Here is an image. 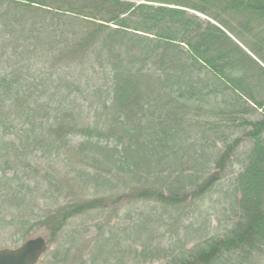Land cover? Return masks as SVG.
<instances>
[{"label": "trees", "instance_id": "1", "mask_svg": "<svg viewBox=\"0 0 264 264\" xmlns=\"http://www.w3.org/2000/svg\"><path fill=\"white\" fill-rule=\"evenodd\" d=\"M224 30L264 64V0H0V125H22L26 147L41 149L42 156L54 151L60 163H66L64 149L73 172L79 159L96 174L84 186L96 188L94 197H77L40 219L52 239L74 218L98 210L119 176L129 178L130 191L117 201L170 209L186 200L178 190L156 188L168 153L189 164L207 158L199 174L181 181L195 187V199L215 188L238 142H226L211 162L203 151L198 156L192 130L178 123L209 90L216 96L229 92L234 103L245 105L242 111H253L246 107L252 103L263 117L244 121L252 148L233 182L239 198L225 234L200 244L192 257L167 264H256L264 256V101L244 92V81L234 76L248 55ZM47 63L48 73L38 69ZM203 72L220 84L201 79ZM78 94L86 97L74 99ZM67 139L77 140L76 150ZM3 152L5 169L16 168L19 175V157ZM210 165L216 172L209 174ZM152 253L145 247L140 255L154 258Z\"/></svg>", "mask_w": 264, "mask_h": 264}, {"label": "rangeland", "instance_id": "2", "mask_svg": "<svg viewBox=\"0 0 264 264\" xmlns=\"http://www.w3.org/2000/svg\"><path fill=\"white\" fill-rule=\"evenodd\" d=\"M127 1L137 4L144 2ZM201 20L209 22L205 17ZM232 40L248 50L235 37L232 36ZM248 56L242 58L234 76L244 81V92H249L258 101H264L263 67ZM38 69L48 73L51 65L42 64ZM64 72L66 73V70ZM205 73L201 74V79L220 84L213 74L207 72L206 76ZM101 83L104 85L103 79ZM81 96L86 97V94H78L74 99ZM232 97L229 92L216 96L206 90L203 95H199L197 102L190 105L186 118L178 120L184 129L192 130V144L199 152L198 156L203 151L211 162L215 159V153L222 150L226 142L228 145L238 142L221 182L208 194L195 199V187L181 183L189 182V177L199 174V170L207 166V158H199L196 163L189 164L168 153L170 162L168 167L161 168V179L156 188L167 189L166 193L168 188H173L180 191L186 200H179L178 204L170 209H163L148 201H117L118 196L124 195L127 190L130 191L129 186L125 184L130 183L129 178L123 179L119 176L121 182H117L118 185L112 191L105 192L104 198L107 200L98 210L71 220L55 239H52L48 228L39 224L40 219L52 209L77 197H94V194L98 193L96 188L85 190L84 186L96 174L78 159V170L81 165L86 168L78 176V170L77 173L72 171L64 149L60 154L68 166L66 163H60L59 158L55 159L54 151L47 150L42 156L41 149L33 148V145L26 147L25 142L20 140L23 134L22 125H0V250L16 249L30 239L41 237L47 241L48 251L38 264H106V257L108 264H167L192 257V251L200 244L225 234L232 217V204L239 198V195L234 193L233 182L242 169L246 154L252 148L251 140L245 136L250 126L244 121L255 122L263 117L261 111L254 110L252 103L246 106L253 109L251 113L242 111L245 110V105L234 103ZM166 123L171 125L172 122L168 120ZM76 143V139H67L71 151L76 150L72 147H75ZM18 148V153H15ZM3 151H10L12 155L19 157L16 162L20 170L19 175L16 174V168L5 169L8 156L3 159ZM208 170L209 174L216 172L212 165ZM152 174L151 182L155 183L156 174ZM7 178L16 180L10 188L2 184ZM133 185L135 181L131 187ZM16 188L20 194L18 196L14 195ZM27 231L30 232L28 235L25 234ZM145 247L153 252L154 258H151L150 254H146L147 257L140 255ZM68 250L69 253L66 252ZM256 264H264V256L259 257Z\"/></svg>", "mask_w": 264, "mask_h": 264}, {"label": "water", "instance_id": "3", "mask_svg": "<svg viewBox=\"0 0 264 264\" xmlns=\"http://www.w3.org/2000/svg\"><path fill=\"white\" fill-rule=\"evenodd\" d=\"M47 250L45 239H31L17 249L0 250V264H37Z\"/></svg>", "mask_w": 264, "mask_h": 264}]
</instances>
